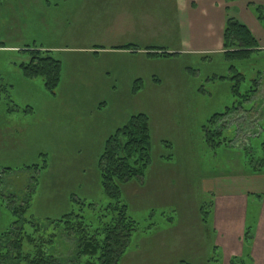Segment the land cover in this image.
<instances>
[{"label": "rangeland", "instance_id": "1", "mask_svg": "<svg viewBox=\"0 0 264 264\" xmlns=\"http://www.w3.org/2000/svg\"><path fill=\"white\" fill-rule=\"evenodd\" d=\"M231 1L241 0L225 2ZM258 5L264 6L248 0L255 17ZM175 9L176 0H0V43L5 45L0 47V83L9 87L0 110V171L12 169L0 174V232L15 219L10 194L20 191L32 189L26 217L39 222L79 210L78 201L106 206L110 200L98 167L104 144L131 116L145 112L151 118L153 163L144 183L123 187L122 202L148 230L134 234L131 249L142 251L121 264L163 259H168L165 264H264V199L246 194V206L235 221L224 220L227 206L216 201L220 190H264V176L240 187H234L233 177L227 185L217 182L222 175L239 172L242 181L251 175L244 171L247 157L241 145L252 146L255 157L261 153L264 49L244 60L228 59L222 52H189ZM226 12L225 21L237 19L234 7ZM132 42L178 52L158 58L120 47ZM27 44L51 50L61 62L55 93L42 77L24 76L21 64L31 55L19 47ZM237 73L245 75L242 92L256 78L262 85L256 101L244 103L247 112L238 108L239 113L220 122L232 142L215 149L206 143L203 129L238 99L233 92ZM168 156L172 160H165ZM45 163L40 171L22 169ZM161 167L165 173L158 172ZM33 177L38 182L31 188ZM200 205L209 213L207 224ZM86 209L89 220L92 210ZM235 248L240 251L233 255Z\"/></svg>", "mask_w": 264, "mask_h": 264}, {"label": "trees", "instance_id": "2", "mask_svg": "<svg viewBox=\"0 0 264 264\" xmlns=\"http://www.w3.org/2000/svg\"><path fill=\"white\" fill-rule=\"evenodd\" d=\"M254 10L258 21L264 27V6H255ZM0 47H5L4 43H0ZM120 47L132 52L144 50L149 56L158 58H170L178 52L154 47L143 48L133 42ZM19 50L31 55L29 62L21 64L24 76L42 77L45 87L55 93L61 80L62 64L51 54V50L36 44H27L19 47ZM259 50V41L252 31L238 19L227 18L223 55L231 60H244ZM231 70L236 71L235 66H231ZM233 77L237 78L233 92L234 97L238 99L234 105L227 107L224 113L214 114L209 120L211 124L203 129L206 143L215 149L232 142L224 135L220 122L234 113H239L238 108L244 111V103L255 99L262 85L261 78H256L254 83L242 92L245 75L237 73ZM137 85L136 83L135 86ZM8 89V84L0 83V110L2 98L9 95ZM153 141L151 118L145 112L131 116L107 138L98 161L101 185L110 200L106 206L97 208L95 204L86 205L84 201H78L79 210H71L59 219L47 218L44 222H39L31 216L26 217L31 208L32 189H24L23 191H29L26 194L21 191L16 195L10 194V211L15 219L0 232V264H121L132 248L131 239L134 234L148 230L130 214L129 204L122 202V198L123 187L127 184L144 183L153 163ZM165 144L166 147L173 148L170 141ZM240 147L245 150L247 157L244 171L263 174L264 140L260 143L261 153L258 157H255L253 147L247 143ZM172 158L168 156L165 160ZM46 166V163L35 164L24 166L22 169L40 171ZM9 169L12 170L5 167L0 174ZM33 179L35 181L31 188L38 182L37 177ZM87 207L92 210L89 220L86 216ZM204 207L200 205V217L203 223L207 224L209 213ZM60 245L67 247L65 253L61 251ZM216 249L217 246H214V250ZM180 264L192 263L183 260Z\"/></svg>", "mask_w": 264, "mask_h": 264}, {"label": "crops", "instance_id": "3", "mask_svg": "<svg viewBox=\"0 0 264 264\" xmlns=\"http://www.w3.org/2000/svg\"><path fill=\"white\" fill-rule=\"evenodd\" d=\"M225 1L226 0H176L175 14L177 15L178 20L177 26L182 32L183 42L186 46H188L189 52H202L206 54L222 52L224 26L226 22L225 19L226 13H228L226 12V7L228 8L231 6L235 9V16L237 19L252 31L259 41L260 48L264 49V27L258 19H256L248 7V0H241L239 3L234 1L226 3ZM252 1L264 4V0ZM139 53L146 54L144 50H140ZM158 170L159 173H165L167 168L161 167ZM254 176H264V173L256 175L251 174L249 177L245 176V181H242L240 173L237 172L232 176L228 175V177H226V175H222L220 177L221 180H217V182L222 181V185H227V182L230 181L231 177H233L232 183L234 187H237V185L240 187L242 182H247ZM206 184H209V180H206ZM213 184L214 181L208 190H213ZM220 192L216 201H219V206H227L225 211L228 213V216H223L224 220L235 221V217L241 216L240 214L242 212V208L246 206L248 200L247 196L249 194L255 193L259 196V198L264 199V190L259 187H254L251 191L243 193H241L239 188L237 191L233 188L232 193H227L222 190H220ZM216 230H218V226ZM165 234L171 236L169 231ZM255 250L256 247L254 251ZM141 251L142 247H138V249H131L123 260H127L133 254ZM239 251V249L235 248L231 250V253L234 255L235 253L238 254ZM165 263H168V259H163L157 262V264Z\"/></svg>", "mask_w": 264, "mask_h": 264}]
</instances>
